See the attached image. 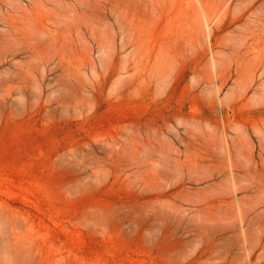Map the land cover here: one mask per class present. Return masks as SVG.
<instances>
[{
	"label": "rangeland",
	"instance_id": "1",
	"mask_svg": "<svg viewBox=\"0 0 264 264\" xmlns=\"http://www.w3.org/2000/svg\"><path fill=\"white\" fill-rule=\"evenodd\" d=\"M0 264H264V0H0Z\"/></svg>",
	"mask_w": 264,
	"mask_h": 264
}]
</instances>
